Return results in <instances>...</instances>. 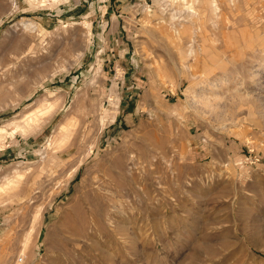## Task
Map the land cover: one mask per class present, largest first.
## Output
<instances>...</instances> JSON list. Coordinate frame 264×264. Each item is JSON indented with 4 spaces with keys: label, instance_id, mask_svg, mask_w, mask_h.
<instances>
[{
    "label": "rangeland",
    "instance_id": "1",
    "mask_svg": "<svg viewBox=\"0 0 264 264\" xmlns=\"http://www.w3.org/2000/svg\"><path fill=\"white\" fill-rule=\"evenodd\" d=\"M0 264H264V0H0Z\"/></svg>",
    "mask_w": 264,
    "mask_h": 264
}]
</instances>
